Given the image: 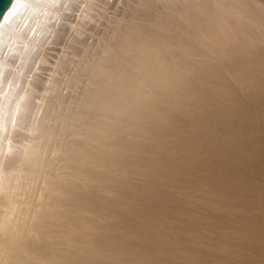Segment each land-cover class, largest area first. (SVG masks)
<instances>
[{"label":"rangeland","instance_id":"obj_1","mask_svg":"<svg viewBox=\"0 0 264 264\" xmlns=\"http://www.w3.org/2000/svg\"><path fill=\"white\" fill-rule=\"evenodd\" d=\"M83 1L59 6L23 71L54 80L36 121L49 208L45 245L24 230L15 264H264V162L223 167L202 145L217 113L244 121L235 147L264 138V0H97L80 20Z\"/></svg>","mask_w":264,"mask_h":264},{"label":"bare ground","instance_id":"obj_2","mask_svg":"<svg viewBox=\"0 0 264 264\" xmlns=\"http://www.w3.org/2000/svg\"><path fill=\"white\" fill-rule=\"evenodd\" d=\"M73 1L75 0H11L10 6L0 19V264H15L13 255L15 248L20 245L18 237L24 230L28 234L35 233L33 237L36 240L33 243L36 241L37 244L45 245V231H43L45 209L49 208L45 207V204L49 202L45 198V178L49 173L45 171V130H43L45 128L39 129L36 121L39 110L44 109L45 101L49 100L46 95L49 92V85H52L54 80L50 76L41 85H37L35 81L28 80L32 75L27 76L23 71L24 69L26 71V63L30 60L34 48L42 47L43 43L40 42H43L46 37L51 16L55 15L57 19L62 20V15H59L61 11L58 9L59 6ZM96 2L97 0L82 2L83 15L80 20L91 19L90 13ZM249 14L255 15L252 10ZM126 19L128 21H125ZM132 20L133 18L129 17L119 18V22L125 21L126 24H131ZM211 21L206 29L213 26L214 19ZM69 27L75 33H80L77 23H69ZM203 31L201 30V33ZM210 35L222 41L230 38L223 29H216ZM117 44L107 45V51L112 56L113 54L118 56L116 52L120 48ZM239 46L237 54L243 58L248 50L242 45ZM193 49L196 50V47ZM13 53L16 54L15 60L9 62ZM231 59L229 57L224 62L229 65ZM243 60L254 64V59L243 58ZM17 62L19 65L15 68ZM31 62H33V68L37 64L48 65L43 55L35 56ZM58 68L53 66L49 72L52 75L64 73L62 68ZM38 70L40 68L35 66L34 71ZM21 78L24 80L22 81ZM244 79L245 77H241V80ZM47 84L48 87H46ZM259 108L260 114H263L264 107ZM195 119L199 124L198 119L196 117ZM40 120H45V116H41ZM206 121L213 123L214 134L203 140L202 145L212 150L210 157L221 166L234 167L235 164L253 166L264 162V138L251 150H245L241 144L236 147L233 145L232 142L241 140V136L232 131L233 128H242L244 125L239 115L217 113ZM101 146L106 147L103 144ZM234 148L240 151L241 156ZM241 160L243 161L240 163ZM65 176L61 174L57 176L58 178L52 179H55L57 189L64 185ZM50 187L52 188L53 184ZM21 246L24 249L25 244ZM32 248L36 251V246Z\"/></svg>","mask_w":264,"mask_h":264},{"label":"water","instance_id":"obj_3","mask_svg":"<svg viewBox=\"0 0 264 264\" xmlns=\"http://www.w3.org/2000/svg\"><path fill=\"white\" fill-rule=\"evenodd\" d=\"M11 0H0V19L4 11L10 6Z\"/></svg>","mask_w":264,"mask_h":264}]
</instances>
